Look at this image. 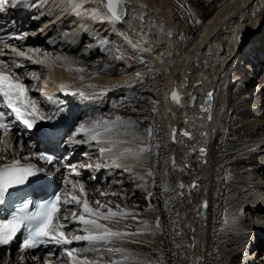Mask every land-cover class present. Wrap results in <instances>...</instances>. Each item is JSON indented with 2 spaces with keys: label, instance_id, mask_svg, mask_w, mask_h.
<instances>
[{
  "label": "bare ground",
  "instance_id": "obj_1",
  "mask_svg": "<svg viewBox=\"0 0 264 264\" xmlns=\"http://www.w3.org/2000/svg\"><path fill=\"white\" fill-rule=\"evenodd\" d=\"M221 1L210 0L205 18L188 40L181 34L173 0H127L120 9L126 12L121 21L107 18L106 0H21L15 8L13 0H6L3 5V13H10L9 19L20 28L4 41L23 51L39 50L29 53L33 60H20L24 67L16 69L30 78L27 88L38 105L42 107L48 97H63L61 84L67 86L64 91H83L86 100L70 95L61 101L81 116L78 126L99 121L100 139L115 142L93 141L85 146L72 162L82 178H68L77 185L75 194L84 185L93 208L99 200L107 206L102 212L111 208L127 213L101 223L135 234L107 245L123 252L88 254L97 264L124 258L129 264H156L152 251L164 257V264H203L206 255V264H264V0ZM116 50L142 62L130 69L135 62L117 59ZM4 58L10 61L12 54ZM37 60L43 63L33 62ZM31 72L39 79L33 80ZM208 93H212L210 103L201 108ZM40 110L49 116L45 107ZM117 117L122 121L117 122ZM105 122L110 128L115 125L110 133L104 132ZM79 135L77 139H87ZM17 137L15 131L3 137L16 155L9 153L0 164L33 159L28 142L36 138L25 139L20 152ZM102 146L113 151L101 156ZM140 148L150 151L139 162L117 159L125 149ZM24 156L32 158L24 160ZM114 160L120 167L113 165ZM88 164L93 167L87 168ZM70 170L60 169L54 178H66ZM65 191H72L70 184ZM140 199L146 210L121 209L117 204L141 207ZM217 199L221 211L236 219L211 236L212 227L220 224L221 215L211 214ZM242 208L252 216L236 217ZM254 215L259 218L253 220ZM79 227L73 224L66 231L84 234L74 231ZM211 239L220 251L212 258ZM86 246L73 241L64 247ZM253 246L256 252L249 253ZM61 250L54 245L47 252L34 253L17 246L0 247V264H43L45 259L70 264ZM50 251L56 256L49 257Z\"/></svg>",
  "mask_w": 264,
  "mask_h": 264
},
{
  "label": "snow or ice",
  "instance_id": "obj_2",
  "mask_svg": "<svg viewBox=\"0 0 264 264\" xmlns=\"http://www.w3.org/2000/svg\"><path fill=\"white\" fill-rule=\"evenodd\" d=\"M6 0H0V12L5 11L3 5ZM21 0H13L12 7H17ZM126 3V0H106L104 7L106 8V16L109 20L121 21L126 12L120 11L121 7ZM22 39V36L15 37ZM0 57L12 54V59L6 61L0 59V160H7L8 154L16 155L15 149H10L9 145L4 141L3 137L15 130V134L20 136L26 135L36 129L37 121H52L53 116L45 117L41 112L38 102L29 95L27 86L20 81L18 73L15 69H21L24 64L20 60H33L29 55L32 52H38V49H28L27 51L20 50L15 46L7 44L3 38H0ZM7 50V51H6ZM48 54L45 53V56ZM19 58V59H17ZM60 60L61 57H56ZM35 63H43L42 60L33 61ZM12 67L14 70L9 73L3 69ZM77 71H83L78 69ZM33 80H38L39 75L36 72L29 73ZM137 78L140 73L136 74ZM66 85L61 84V91H64ZM71 95H79L81 99H88L83 91L66 93ZM212 93H208V98L211 99ZM172 98L177 99L176 93L173 92ZM50 102H54L52 97H48ZM155 111V109H154ZM117 122H121L122 118L117 117ZM109 122H105L104 132L110 133L115 125L108 127ZM129 125L135 122H127ZM19 125V129L17 128ZM100 122L95 121L91 125L80 124L75 132L65 141L68 145L73 144H88L95 141L97 144L107 143L113 144L114 141H102L100 139L102 133L98 130ZM83 133L87 139H77V135ZM149 136L152 135V130L148 129ZM184 135H189L184 133ZM174 138V137H173ZM31 146V145H30ZM19 151H24L23 143L18 145ZM101 156L106 152H112V147H100ZM150 151L148 148H140L138 151L125 149L119 154L117 159L132 158L139 162L144 158V153ZM203 151V150H201ZM35 155L36 159L44 161L46 164L55 165L60 163L55 156ZM32 157L24 156L22 159L27 160ZM115 167H120L116 160L113 161ZM87 168H92L93 165H86ZM95 167H100L97 164ZM71 172L79 176L80 172L75 165L70 166ZM58 170V169H57ZM152 175L151 171L148 173ZM46 178L45 170L33 164H23L18 159H12L10 163L0 164V205H3L7 198L19 192L29 185H39ZM65 188L70 184L71 192L54 191L52 195L39 202H33L30 199H24L21 203L16 204L14 209L10 211L2 222H0V246L10 245L18 234L23 233L21 249H36L40 246L47 247L54 245L61 247V256H67L70 259V264H97L96 260H90L88 254L108 252H123L119 248H110L107 245L111 244L114 239L123 240L126 236L135 235L134 233H126L114 231L101 223L102 220L118 219L121 216H126L127 213L113 211L108 208L107 212H102L101 209L107 207L100 203L99 200L94 203L98 206L93 208L87 200V193L84 192V185H79V194L76 183L69 180L67 177L62 181ZM106 195V193H101ZM84 197L83 199L81 197ZM118 207V206H117ZM206 207V205H205ZM77 211L80 215L77 216ZM71 217V219H70ZM78 224L79 228L74 231H81L82 235H72V231H66L70 225ZM71 237V238H70ZM76 242H86L87 246L82 248H67L63 247ZM49 257H55L56 252L50 251ZM39 259V258H37ZM103 259V257H100ZM43 264H56L55 259H45ZM110 264H129L128 258L121 260H113Z\"/></svg>",
  "mask_w": 264,
  "mask_h": 264
},
{
  "label": "rangeland",
  "instance_id": "obj_3",
  "mask_svg": "<svg viewBox=\"0 0 264 264\" xmlns=\"http://www.w3.org/2000/svg\"><path fill=\"white\" fill-rule=\"evenodd\" d=\"M224 0H222L221 2H223ZM174 2V7L176 9V11L178 12V16H179V23L182 29L181 34L183 35V37L185 39L188 40V38H190V36H192V33L197 29L198 25L200 24V22L205 18L204 16V11L207 9V7H209V5L211 4L210 0H173ZM115 57L118 58H126L127 61H133L135 62L134 65H129L130 69H136L140 63L139 60H137V58H134L133 56L129 55V54H124L122 51L116 50L115 52H113ZM78 62V58H73ZM89 60V59H88ZM127 107H130L129 105ZM81 116H79L78 120L80 121ZM101 120V119H100ZM219 173L222 174L223 169L222 166L220 165L219 168ZM220 197V196H219ZM139 204L142 205L141 207H139V205H132L129 204L128 202H124L121 201V203L117 202L118 206L121 209H126V210H132V209H144L146 210L145 204L143 203V201L140 199ZM227 204V202H224V204ZM121 204V205H120ZM218 204V199L217 201H215L213 203V207L211 209V214L212 215H216L218 214L220 216V224H218L217 226H213L212 227V235H215L214 233L216 232H221L225 229V225L230 222V221H234L236 218L233 216H230L229 214H226L224 212L221 211L220 206L217 205ZM113 208V207H112ZM138 211V210H137ZM237 216L236 217H241L242 219H246V218H250L252 216V212H249L248 210H244V208H242L241 210H238L237 212ZM246 214V215H245ZM148 216H150L149 213H147ZM228 215V216H227ZM246 217V218H245ZM258 217H253L254 219H257ZM220 226V227H219ZM156 228V227H155ZM209 255L212 257H214V254H218L220 251H218L217 249L214 248V242L211 239V241H209ZM256 247H251L249 248L248 252L252 253V252H256L254 251ZM172 250V249H171ZM152 253L154 254L155 258H156V264H164L165 259L164 257L161 256V254L159 252H154L152 251ZM186 256V255H184ZM163 258V259H162ZM203 259H205V261L203 262V264L207 262V255L206 258L204 257ZM1 258H0V262H1ZM11 262V261H10Z\"/></svg>",
  "mask_w": 264,
  "mask_h": 264
},
{
  "label": "water",
  "instance_id": "obj_4",
  "mask_svg": "<svg viewBox=\"0 0 264 264\" xmlns=\"http://www.w3.org/2000/svg\"><path fill=\"white\" fill-rule=\"evenodd\" d=\"M127 1V0H126ZM243 32H241L239 35H238V39H239V41H241V39L243 38ZM73 90H70L69 92H67V93H71ZM171 96H172V94H171ZM208 97V96H207ZM210 99H208V98H205V100H204V102H203V104L201 105V108H203V107H205V105H207L208 103H210V101H209ZM203 150H204V148H202Z\"/></svg>",
  "mask_w": 264,
  "mask_h": 264
}]
</instances>
